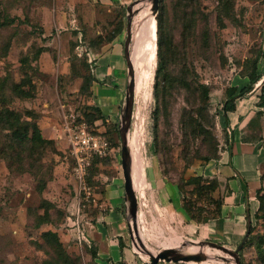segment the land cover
I'll return each mask as SVG.
<instances>
[{"label": "rangeland", "instance_id": "374dc122", "mask_svg": "<svg viewBox=\"0 0 264 264\" xmlns=\"http://www.w3.org/2000/svg\"><path fill=\"white\" fill-rule=\"evenodd\" d=\"M146 7L150 18L137 17ZM133 9L129 54L135 69V91L129 146L132 160L140 155L142 142L145 178L144 187L136 184L134 191L138 211L140 204L144 216L136 219L135 226L130 221L131 227L142 234L146 251L152 253L169 249L168 243L179 238L170 228L162 236L150 224L148 182H154L150 167L155 163L165 179L182 188L193 220L202 227L216 222L220 232L209 237L205 233L180 237L181 248L174 250L192 254L187 247L197 246V253L204 254L207 248L203 262L235 264L232 256L207 243L232 252L246 232L243 213L236 211L237 198L219 167L227 160L226 148L238 114L248 120L243 137L263 147L261 81L235 100V113H228L232 118L228 128L222 105L228 94H237L250 79L264 75V0H159L156 13L151 0H136ZM119 15L105 12L92 0H0V112H34L42 137L53 142L30 153L29 147L13 146L10 132L0 124V264H99L97 251L84 248L78 238H88L94 194L113 178L123 183L121 111L115 123H97V133H104L111 152L93 162L87 182L92 194L89 200L77 190L63 127L69 115L94 123L88 115L95 108L92 85L97 46L120 24L125 42L127 17L122 12L118 21ZM160 37L183 56L189 87H181L178 70L182 68L172 65L168 68L172 82L160 92L157 104L153 84ZM127 82L126 72L120 86L122 104ZM18 85L33 91L34 98H21ZM260 171L264 174V165ZM188 182L211 184L200 197L191 192L193 185ZM71 214L81 232L70 226ZM250 227L249 241L239 253L241 264H264V225L254 209ZM47 232L54 237L46 238ZM258 247L263 249L261 254Z\"/></svg>", "mask_w": 264, "mask_h": 264}, {"label": "crops", "instance_id": "0c3cea01", "mask_svg": "<svg viewBox=\"0 0 264 264\" xmlns=\"http://www.w3.org/2000/svg\"><path fill=\"white\" fill-rule=\"evenodd\" d=\"M92 1L109 14H120L119 21L123 18L122 12L125 11L126 13L127 7L136 0ZM123 40L122 30L109 43L97 46V62L94 63V81L92 85L94 89L93 105L99 111L102 120L108 125L117 121L123 105L120 86L124 83L127 72ZM238 115L240 117L237 118L236 115L234 117V120L237 121L233 125V138L230 140L231 155L226 154L227 160L219 168L227 178L228 187L240 205L237 204L236 211L243 213V220L247 224L248 216L251 217V209L256 210L258 206L255 193L260 187V168L264 165V143L262 144L263 147L260 148L259 144L254 146L252 141H248L243 137V133L247 130L244 125H247L248 120L245 116ZM231 119L228 117L230 124ZM139 148L140 155H137L138 158L132 157L131 160L134 190L136 184L144 187L142 142H140ZM134 156H136V152ZM229 161H231L232 167L228 165ZM150 168L153 171L151 176L154 178V182H148L146 178L152 196L149 220L154 228L157 227L156 229L162 232V236L167 235L170 229L179 238L202 233H205L208 237L210 234L211 236L220 234L216 229V222L203 227L194 225L181 207V194L176 184L169 182L161 175L157 164L152 163ZM239 178L244 179V187L240 185ZM94 197L95 206L90 207L91 210L89 209L91 220L87 223L86 234L94 244L99 264H118L121 261L124 264H138L136 257L128 246L130 228L127 221V206L124 199L122 180L113 178L104 183L102 190L95 193ZM139 208L137 218L142 220L144 215L140 204ZM144 218H147L146 215ZM208 251L204 250L203 252L208 254ZM201 264L208 263L202 262Z\"/></svg>", "mask_w": 264, "mask_h": 264}, {"label": "trees", "instance_id": "16d2710c", "mask_svg": "<svg viewBox=\"0 0 264 264\" xmlns=\"http://www.w3.org/2000/svg\"><path fill=\"white\" fill-rule=\"evenodd\" d=\"M125 13V11H123ZM120 21V20H119ZM121 24L114 28L109 34V37L107 40H105L103 43H109L115 35L118 33L122 32ZM99 38V37H98ZM105 39V37H104ZM102 43V44H103ZM156 43V40H155ZM156 46V44H155ZM157 67H156V72H155V78H154V84H153V90H154V100L158 104L160 101V92L165 89L167 86H169V82H172V79L170 78L168 74V68H170L172 65H177L178 68H182L178 70V75L180 76L178 80L182 84V88H187L189 87L187 81H186V70L184 68H187L185 64L182 63L183 61V56L177 54L173 48L172 43L167 42L163 37H160L158 42H157ZM176 59V63H175ZM134 68V65H133ZM135 71V69H134ZM261 81L260 84V91H261V99L264 101V75H256L252 79H250L249 84L243 88H241L237 94H228L227 99L224 101L222 105V111H223V121L227 125L228 128V113L234 112L235 110V100L237 98L244 97L246 94L252 91L253 86L257 82ZM20 85V84H19ZM19 85L16 87L18 88L17 93L19 96L23 99H32L34 98V92L31 91L30 89L24 90L19 88ZM30 88H33L32 83H28ZM208 91L204 89V96L207 97ZM264 103V102H263ZM88 118L94 122L93 124H87L86 121L83 119H78L77 121H84L86 122L87 126L93 133H97V127L99 126L97 123L101 122L104 124V121L102 120L99 111L96 108L92 109V113L88 115ZM38 119L37 114L30 110H26L24 112V115H21L17 112L11 111V110H2L0 112V124H3L5 129L10 132V137L9 139L13 142V146H18L19 148H27L29 147V152L30 153H35L40 150H44L46 147L49 145L53 144L51 140L45 139L42 137L40 129L38 127V124L36 120ZM131 128H133V125H131ZM104 136V133H101ZM226 152L228 155H231L230 152V144L226 148ZM99 158H94L92 160L91 166L88 170V175H87V182L90 176V169L93 165V162ZM22 161L21 158H19V161ZM228 165L232 167L231 161L228 162ZM11 167V164H10ZM260 187L256 190L255 193V198L257 201V209H256V218L258 221H262V224L264 225V174L260 175ZM240 185L244 187L245 181L243 178H239ZM211 182H206V183H197L193 184V182H188V185H193V189L191 190L192 193L196 194L197 196L203 195L205 191L208 190V187L210 186ZM177 189L181 194V207L184 210V212L187 214L189 217L190 221L195 222L197 225L202 224L200 222H196L193 220V218L190 216V209H187L185 207V201L183 200V190L182 188L177 184ZM45 215L47 216V210H45ZM72 217V216H71ZM74 219V218H73ZM72 219V220H73ZM251 227H250V232L248 235V238L246 242L249 241V237L251 235ZM44 236L47 237H54V234L51 232H47L44 234ZM245 242V244H246ZM264 243V241H262ZM82 246L87 249H95L94 244L91 240L88 242H81ZM242 247L241 251L243 250ZM260 254L263 252V249L261 247L257 248ZM96 250V249H95ZM240 251V252H241ZM241 262V261H240ZM118 264H124L123 261L119 262Z\"/></svg>", "mask_w": 264, "mask_h": 264}, {"label": "water", "instance_id": "95a60500", "mask_svg": "<svg viewBox=\"0 0 264 264\" xmlns=\"http://www.w3.org/2000/svg\"><path fill=\"white\" fill-rule=\"evenodd\" d=\"M152 1V9L156 13L158 10L159 0H151ZM133 14V4L128 6L126 9V17H127V24H126V39L124 42V58L126 62V69L128 75V82L125 92V99L124 103L121 107V117H120V128H119V138H120V158H121V169L123 175V191H124V199L126 201L127 206V221L130 228V240L132 245L136 250H139L140 253L148 257L151 264H157L158 261H165V262H186V263H200L205 261V256L202 252L195 253V254H181L174 249H166L159 253H152L146 251L145 246L138 242L136 228L131 227L132 225H136V218L138 213V200L135 195L132 178H131V156L130 152L127 147V134L131 128V120H132V111H133V102H134V91H135V72L130 60V44H131V17ZM128 214L130 215V220L128 218ZM131 221V222H130ZM133 229V231H132ZM250 232V218H247V228L244 234L243 239L236 247V249L232 252L228 251L226 248L222 246H218L214 243H207L210 247L220 249L221 251L228 253L230 256L233 257L235 264H241L239 253L244 246L248 235ZM136 238V240L134 239ZM138 243H137V242Z\"/></svg>", "mask_w": 264, "mask_h": 264}, {"label": "built area", "instance_id": "2783aa9c", "mask_svg": "<svg viewBox=\"0 0 264 264\" xmlns=\"http://www.w3.org/2000/svg\"><path fill=\"white\" fill-rule=\"evenodd\" d=\"M64 130L69 145V155L73 160V177L77 184L79 194H83L86 200L92 196L91 190L87 185L88 170L94 158H105L111 152V147L108 139L101 133H93L85 122H78L73 115L65 117ZM78 198H80L78 196ZM94 203V199L92 200ZM80 207V204L78 205ZM78 214V212H77ZM74 218L70 220V226L76 231L81 232L79 222ZM72 221V222H71ZM81 242H88L89 239L85 236L80 239ZM161 244V243H160ZM133 255L136 257L138 264H151L148 257L143 256L139 250H136L132 243L128 244ZM161 246V245H159ZM159 246H156L157 248ZM157 264H191L186 262H165L158 261Z\"/></svg>", "mask_w": 264, "mask_h": 264}, {"label": "bare ground", "instance_id": "6f19581e", "mask_svg": "<svg viewBox=\"0 0 264 264\" xmlns=\"http://www.w3.org/2000/svg\"><path fill=\"white\" fill-rule=\"evenodd\" d=\"M146 5V4H145ZM148 7V6H147ZM147 7L146 8H144V9H142L141 11H139V14H138V16L137 17H140V18H150V17H148V9H147ZM134 10V9H133ZM130 60H131V62H132V59H131V56H130ZM132 65H133V62H132ZM135 75V74H134ZM130 132H131V128H130V130H129V132H128V134H127V147H128V150H129V152H130V143H129V140H130ZM131 178H132V168H131ZM132 184H133V178H132ZM133 189H134V185H133ZM135 191V190H134ZM138 234H139V236H138ZM137 236L139 237V242H140V244L142 245L143 244V237H142V234H140L139 232H137ZM180 242H181V239L180 238H176V239H173V240H171L168 244H169V249H174V248H181L180 247V245H178V244H180ZM174 243H177V244H174ZM168 249V248H167ZM205 249H207V248H205ZM204 249V250H205ZM166 250V249H165ZM183 250V249H182ZM188 250H191L192 252H190V253H197V252H199L200 251V248H198L197 246H189V247H187V251ZM183 253V252H182Z\"/></svg>", "mask_w": 264, "mask_h": 264}]
</instances>
